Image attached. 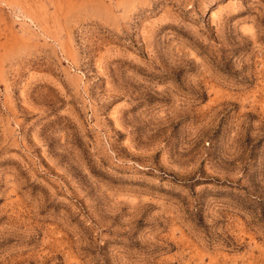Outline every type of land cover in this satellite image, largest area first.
Listing matches in <instances>:
<instances>
[{"label":"rangeland","instance_id":"rangeland-1","mask_svg":"<svg viewBox=\"0 0 264 264\" xmlns=\"http://www.w3.org/2000/svg\"><path fill=\"white\" fill-rule=\"evenodd\" d=\"M0 264H264V0H0Z\"/></svg>","mask_w":264,"mask_h":264}]
</instances>
